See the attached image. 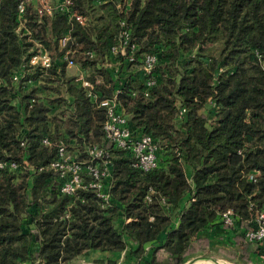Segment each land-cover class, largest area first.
<instances>
[{"label": "trees", "instance_id": "16d2710c", "mask_svg": "<svg viewBox=\"0 0 264 264\" xmlns=\"http://www.w3.org/2000/svg\"><path fill=\"white\" fill-rule=\"evenodd\" d=\"M69 1L48 13L36 0H0V162L17 164L0 167V264H71L90 251L184 264L222 232L228 255L261 260L263 241L244 232L264 212V0ZM121 21L133 56L157 58L147 95L141 71L111 53ZM40 49L48 67L30 62ZM68 61L91 68L96 101L66 74ZM116 89L133 133L159 145L157 166L142 171L113 147L108 202L91 188L61 193L48 167L58 143L82 155L84 144L107 145L98 102Z\"/></svg>", "mask_w": 264, "mask_h": 264}, {"label": "built area", "instance_id": "2783aa9c", "mask_svg": "<svg viewBox=\"0 0 264 264\" xmlns=\"http://www.w3.org/2000/svg\"><path fill=\"white\" fill-rule=\"evenodd\" d=\"M98 2L100 0H97ZM46 12L51 13L53 7L56 10L68 12L67 5L69 0H60L58 3L50 6L47 0H36ZM124 5L121 2L117 3V7L122 9ZM22 5H19V11H22ZM71 17L83 22V17L76 12H71ZM121 31L119 34V42L116 47L111 48V53L118 52L124 56L131 67L137 68L144 76L145 90L144 95L148 94V89L155 83L154 67L157 62L155 54H145L141 58H135L133 51L136 46L129 41V30L124 21L120 22ZM70 40V34L66 31L59 42L62 46ZM68 50L66 51V53ZM64 53L63 58H65ZM31 63H39L43 67L50 65V58L46 51L40 49L30 59ZM77 65L73 61H68L67 66ZM107 66V63L105 64ZM108 67V66H107ZM82 89L85 91L86 96L91 100L96 101L99 95L94 91L93 84L81 76L74 78ZM120 90L116 89L110 98L101 99L98 103L105 107V119L103 122L104 139L107 145L102 144H84L83 154H79V150L69 149L60 141L57 147L56 157L49 163L48 167L51 168L58 180L59 191L65 194H73L77 189L91 188L94 190L95 195L103 202H108L110 194L108 191V184L110 183V157L111 148L116 147L122 149L134 158L133 165L142 171H148L157 166L158 151L160 147L152 137L148 134H135L130 126L131 113L125 111L117 100V95ZM185 109L182 107L179 115L183 114ZM44 143H49L47 139L43 140ZM73 144V142H72ZM75 146V144H74ZM8 166L10 169L17 167L14 161L0 162V167ZM88 175L91 179L85 182L84 177ZM148 201L151 200L149 195L146 196ZM164 203L163 198L160 199ZM223 222L227 225H232V213L230 210L222 213ZM259 227L256 230H245L244 237L248 241H263L264 245V212L258 215ZM264 260V255L261 256Z\"/></svg>", "mask_w": 264, "mask_h": 264}, {"label": "rangeland", "instance_id": "374dc122", "mask_svg": "<svg viewBox=\"0 0 264 264\" xmlns=\"http://www.w3.org/2000/svg\"><path fill=\"white\" fill-rule=\"evenodd\" d=\"M52 4L58 3L60 0H50ZM118 62V61H116ZM107 66L113 74L117 75L120 73L118 70L119 64H115V61H110L107 62ZM76 71L78 72L77 74H74L76 72L74 69H68V66H66V74L70 75L71 77H76V76H81L85 78L89 72L91 71V68L87 67L85 69L80 68L79 65L74 66ZM131 67V66H129ZM122 74H124V70L121 69ZM70 74H69V73ZM119 76V75H118ZM75 83H78L77 81L74 80ZM223 233V232H222ZM221 233V236L218 237L219 240L216 241V243L212 244V248L207 252V253H195L189 257L188 261H191L192 263L188 264H195L197 262L203 261V260H218L226 263V264H264V260H253L249 261L245 257H241V254L236 255V257H232L228 255L227 251L223 248L224 244H228L230 242V236L225 234L223 235ZM219 241V242H218ZM220 245V246H218ZM228 248V247H225ZM125 260L127 258L125 257V253L122 252L119 256H116L115 254L112 253H107V252H96V251H90L87 252L86 254L78 257L76 260H74L71 264H107V261H115L116 264H124ZM187 262V261H186Z\"/></svg>", "mask_w": 264, "mask_h": 264}, {"label": "bare ground", "instance_id": "6f19581e", "mask_svg": "<svg viewBox=\"0 0 264 264\" xmlns=\"http://www.w3.org/2000/svg\"><path fill=\"white\" fill-rule=\"evenodd\" d=\"M217 262L219 263V264H226V263H224V262H222V260L221 261H218L217 260ZM195 264H214V260H203V261H200V262H197V263H195Z\"/></svg>", "mask_w": 264, "mask_h": 264}, {"label": "crops", "instance_id": "0c3cea01", "mask_svg": "<svg viewBox=\"0 0 264 264\" xmlns=\"http://www.w3.org/2000/svg\"><path fill=\"white\" fill-rule=\"evenodd\" d=\"M57 1H58V0H57ZM69 68H70V69H74V70L76 69L74 66H68V69H69ZM75 71H76V70H75ZM68 73H69V72H68ZM77 73H78L77 71L74 72V74H77ZM69 74H70V73H69ZM188 174H189V173H188ZM203 236H205V235L203 234ZM206 236H207V235H206ZM130 248H132V244L129 242V249H130ZM187 261H188V260H187Z\"/></svg>", "mask_w": 264, "mask_h": 264}, {"label": "water", "instance_id": "95a60500", "mask_svg": "<svg viewBox=\"0 0 264 264\" xmlns=\"http://www.w3.org/2000/svg\"><path fill=\"white\" fill-rule=\"evenodd\" d=\"M188 263H192V262L191 261H187L184 264H188ZM214 264H219V263L217 262V260H214Z\"/></svg>", "mask_w": 264, "mask_h": 264}]
</instances>
